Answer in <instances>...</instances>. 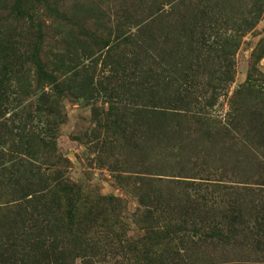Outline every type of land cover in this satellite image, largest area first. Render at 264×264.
Returning <instances> with one entry per match:
<instances>
[{
	"label": "rangeland",
	"instance_id": "rangeland-1",
	"mask_svg": "<svg viewBox=\"0 0 264 264\" xmlns=\"http://www.w3.org/2000/svg\"><path fill=\"white\" fill-rule=\"evenodd\" d=\"M250 61L264 76V0H0V264H35L43 224L71 252L80 205L59 180L86 209L121 200L88 233L104 264H138L132 214L155 195L170 206L160 223L184 222L172 247L184 264H264V89Z\"/></svg>",
	"mask_w": 264,
	"mask_h": 264
},
{
	"label": "trees",
	"instance_id": "trees-1",
	"mask_svg": "<svg viewBox=\"0 0 264 264\" xmlns=\"http://www.w3.org/2000/svg\"><path fill=\"white\" fill-rule=\"evenodd\" d=\"M141 32V29H139ZM229 39V36L225 38L224 41H221V47L225 50L226 48V41ZM227 51H225L226 53ZM228 53V52H227ZM230 54V53H229ZM79 62H75L74 67L69 68L67 72H62L59 74L58 79L61 78V80L56 81L57 85L63 84V82L67 81L69 76H76L77 71L79 68L82 67L78 66ZM248 80H250L252 83L251 85L261 86L264 85V82L262 81V76L260 72H258L257 68L253 63L250 61V64L248 65ZM228 68V67H227ZM74 70V74L72 72ZM229 70H232V67H229ZM72 72L68 74L69 72ZM83 71V69L81 70ZM229 72V71H228ZM227 75H229L228 79H232V76H230V72ZM54 81V80H53ZM258 82V83H257ZM260 83V84H259ZM237 93V91H236ZM258 124H262V120H259L258 118ZM258 129V128H257ZM261 133H264V129H260ZM263 138V136H261ZM65 179V178H64ZM174 184L180 183L178 181L173 182ZM59 191H65L68 194L69 201L73 202H79L80 207L73 210V214L69 213V216L73 218H69L71 224L73 225L72 230L68 233L70 236V239H67L66 244L69 246L71 252L66 255V253H63L61 249L57 246V240L55 237L49 236L50 231L49 229L45 228L46 232L42 231V226H45V224H41L42 226H37L36 231L34 234H36V237L33 240V259L35 260V264H68L70 262V259H72L73 253L77 251L80 253V256L82 258V264H104L107 262V260L104 257H101L99 260H95V256L89 254V245L91 244V237L88 236V233L90 232L92 223L96 222L99 219V216H102V219H105V212L106 210H109V212L115 211V217L119 218L120 214L117 212L123 211V206L121 204V200L114 197H102L99 198L102 200V204L107 205L108 207H102L100 206L99 209L96 210H90L86 209L83 205L81 206V202H87L88 197L81 196L79 185L77 183H74L72 181L68 180H59L58 184ZM77 189V190H76ZM78 191V193H74ZM147 200H144V198H140L139 204L141 206L140 209H138L136 212L132 214V218L139 224V229L142 231V234H140V237L138 239H135L130 244L133 246V248L140 247V251L138 252V256H136L133 261L134 263L138 264H184V257L182 255L176 254V252L172 251V247L175 246L177 248L178 245H181L183 243V237L178 236L177 237V244L174 242L175 238V232L180 231L181 225L184 224V222L178 220L177 223L171 224L168 227L163 225L159 222V218L161 217L159 213H161V210L163 209H169L170 206H168L165 203V200L160 198L159 196L149 197L147 196ZM113 205V206H112ZM190 207H187L186 209H189ZM185 209V208H183ZM171 210H174L175 213L179 212L178 209L175 207H172ZM37 213L39 214V211L37 210ZM187 213V212H186ZM184 213V214H186ZM108 214V213H107ZM21 217L22 222L24 219L23 217H27L24 221H30L31 216L26 215V213H22L19 215ZM119 216V217H118ZM174 219V218H173ZM108 221V220H107ZM184 221V219H183ZM23 225V223H22ZM101 225L98 224V226ZM208 226V225H207ZM203 227H200L201 233L200 235L204 234ZM174 233V234H172ZM211 234H206L205 236L217 239L220 243H225V245H228L229 243H226L224 241V235L221 234V231L217 229L216 227H211L210 229ZM19 241L22 238H19ZM176 239V238H175ZM179 241V242H178ZM219 243V244H220ZM23 244V243H22ZM232 244H235V242H232ZM260 242H257L255 245H259ZM93 247V246H91ZM61 250V251H60ZM171 250V251H170ZM60 251V252H59ZM174 254V255H172ZM131 264V263H130Z\"/></svg>",
	"mask_w": 264,
	"mask_h": 264
}]
</instances>
